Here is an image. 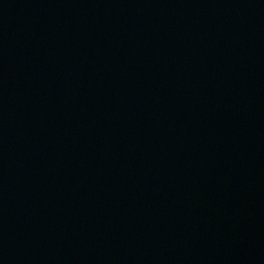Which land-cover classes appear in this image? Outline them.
<instances>
[{
    "label": "water",
    "instance_id": "95a60500",
    "mask_svg": "<svg viewBox=\"0 0 264 264\" xmlns=\"http://www.w3.org/2000/svg\"><path fill=\"white\" fill-rule=\"evenodd\" d=\"M0 264H264V0H0Z\"/></svg>",
    "mask_w": 264,
    "mask_h": 264
}]
</instances>
